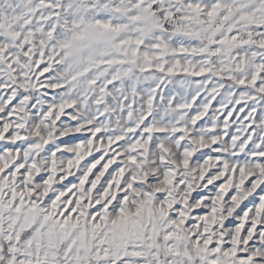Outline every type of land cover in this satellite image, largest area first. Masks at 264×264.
Segmentation results:
<instances>
[{
    "label": "snow or ice",
    "instance_id": "obj_1",
    "mask_svg": "<svg viewBox=\"0 0 264 264\" xmlns=\"http://www.w3.org/2000/svg\"><path fill=\"white\" fill-rule=\"evenodd\" d=\"M0 264H264V0H0Z\"/></svg>",
    "mask_w": 264,
    "mask_h": 264
}]
</instances>
